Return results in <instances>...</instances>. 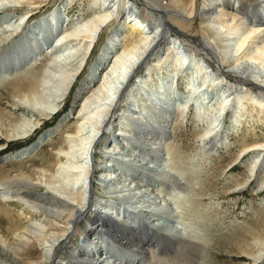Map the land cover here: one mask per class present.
<instances>
[{
	"label": "bare ground",
	"instance_id": "1",
	"mask_svg": "<svg viewBox=\"0 0 264 264\" xmlns=\"http://www.w3.org/2000/svg\"><path fill=\"white\" fill-rule=\"evenodd\" d=\"M46 1L48 0H0V78H7V82L12 84L11 86H15L13 87L15 90L13 91H16L17 94L20 93L18 96L25 99L27 102L32 97L37 96L40 91H43V93L48 96V99H51V96L53 106L47 107V111L42 110L43 108L40 107V113L44 118V116L48 115V112H50L52 119L54 115L59 113L61 109L60 106L62 104L64 106L67 105L68 100H71L70 95H72L74 91L75 79L80 75V70L87 64L85 63V59L87 61L86 57L91 46L96 44L103 31L104 25L108 26L116 17H113L115 13L108 8L111 7V4H106V2L104 3L105 6L102 5V10L99 9L98 12L94 11L95 13L93 15L90 14L92 17H90L89 20L85 22H74L76 24L75 27H73L72 24V26L70 25L69 27V31H66L58 26L60 22H62V16L60 15L61 10L59 11L60 7H55L51 13L37 19L39 21L34 24L35 26H31V32L30 30L27 31L24 26H26L31 18L30 15L33 12L31 9L37 8L36 6ZM173 1L176 4V12L167 10V13V11L162 8L161 4L155 0H143L144 3L151 6H148L149 8H153L162 14L161 21H159L161 23L160 25L163 27V31H160L159 28L156 30L154 29L155 27L153 26L158 19L157 17L154 18L153 15L145 13L144 16H141L139 22H135V19H137L135 17L137 15H135L134 11L132 15L129 14V20L125 19L126 23L127 21L130 22V24H128L130 34L128 35L127 33L124 35L127 42L124 40V43H121L120 47H117L115 41H118L119 36L123 35V32L121 33L119 27L113 30L111 41L109 40L110 43L102 50L103 53L99 56L94 69L85 76L81 81L82 84L80 83V88L75 97V103L85 99L79 112H77L78 115H76L77 119L81 118V123L79 122L80 124H76V127L72 126L68 129L66 136V138H70L68 139V144H66L64 148L59 146V152L56 151L51 154L48 152V154L41 159V162H33L32 165L36 167L39 166V170L36 169L32 174L28 173L25 168H21L16 174H7L0 179V187L11 190L14 194V199L13 201H9L10 203H6L5 201H1L2 203H0V261L3 260L6 264H62L61 261L64 258L67 259V264H221L220 261L214 260V257L211 255L212 247L208 248L206 244L204 246L202 244L203 242H198L199 240H197L196 237H192V234L190 235L186 231L182 232L181 230L183 229L179 226H175L174 224L168 225L169 221L166 220L168 221L167 223L159 222L158 225L160 227L156 228L153 222L156 219L159 221L161 217H159L157 213L158 210L155 208L153 211H149L151 208L149 210L142 209L145 213L146 211L148 212L147 215H150L149 220H143L141 218L144 212L142 216H139L133 214L132 211L129 212L124 210V212H122L114 207L112 208L113 210L116 209L114 213H117V216H113L95 207V203L92 200L93 197H91L92 193L89 190V180L91 176L93 178L98 173H96V169H94L95 166L93 167L92 164H89V159L92 158V146H95L99 137L97 132L94 135L95 130L98 127L97 131H101L103 122L109 125L116 120V112L119 108L116 98L119 97V92V95L125 92L124 87L126 83L130 81V78H132L137 66L140 70L145 63L151 60L156 50H158L157 48L161 45L160 37L166 40L168 31H174L175 34L178 35H176L179 40L178 44L181 45L182 42L185 47L187 46L189 49L196 50L202 55V58L210 62V66H212L215 71L221 72L226 78L233 79L234 84H236V91L245 89V86L250 88L246 94L247 97L244 96L249 102L253 103L255 107L262 109V112H264V75L259 74L260 70L262 71L264 68L258 65V61L262 59L264 55V40H262L261 43L260 41L255 42V39L258 38L259 35H264V0ZM9 7H22L26 8L27 11L23 15L18 16L17 19L18 21L20 20V22L16 21L12 27L7 26L6 28L5 25H9L8 23L10 21L6 22L4 18H10L12 16V14H6ZM182 10L186 11L189 18L195 13L194 18H197L195 21L196 26L198 25L195 31L190 30V27L186 25L187 23H183L184 21H182L183 18L180 13ZM169 17H171V19L175 18L176 20L174 21L177 22L178 25H181L184 29H189L191 32L185 33L182 29L180 30L177 28L175 24L167 20ZM23 18H26V20L29 19L27 21H22ZM243 23H245V27L240 28V25ZM149 26H152L153 29L150 30ZM22 27L23 29H21ZM144 29L145 31H143ZM43 32L48 33L47 36L44 34L46 37H42L45 38L46 43H43L44 40L40 38ZM59 32L61 33L59 39L57 42L53 43L52 41L54 39L51 40V38H54ZM67 32L68 34H66ZM231 33L236 34L232 47L229 45L225 46V42V44L222 45L223 41L230 40L229 34L231 35ZM203 34H210V36H212L209 39L216 40V38H218L221 41H216L215 44L214 41L210 42L206 37L201 36ZM258 39L260 40V38ZM60 40L61 43H59ZM255 43H258L257 49L252 52L249 48ZM47 44H50V46L45 48ZM79 44L83 46V49ZM216 45L225 48L224 53H221L223 58H219L215 48ZM43 48L46 49L47 53L46 57L41 58V55L38 53ZM230 48L234 55L225 57L227 55V50ZM189 49H186L187 52H190ZM67 50L70 53L65 56V51L67 53ZM168 50H170V54L165 61H167L168 58H170V60L172 59V61L179 65L180 69L184 65L186 66L190 61L187 53H181L180 51V53H176L174 58H172L173 50L171 47H169ZM113 52L115 53L111 56L110 53ZM36 57H39L37 63H39V60L42 61L41 79L38 78V75L35 77L31 74L32 72L30 70L32 67H35ZM232 58H236V60H232ZM102 64L104 68L101 70L100 77H97L98 75L96 74L100 66H103ZM244 64L246 65L244 66ZM242 66L244 67L241 68L240 72L238 70L239 73L234 72V68L238 67L240 69ZM225 68H227L226 71L224 70ZM196 72H200L203 75L207 74L203 65L197 68ZM116 73H118L117 76L120 79H118L119 84L114 87L112 86L114 90L108 93L103 87L109 79H112V81H110L112 83H118L116 80L117 78L114 77ZM135 75L137 74L135 73ZM219 79L221 78L215 79L213 82L214 86L217 82L221 81ZM132 84L133 82L130 84V88L134 86V84ZM41 87L43 88L41 89ZM69 88L70 91L66 93ZM87 88H90V91H86L85 93ZM234 93L235 91L232 92V94ZM82 94H84V96L79 99ZM99 94H101V97ZM162 94L164 95L165 93ZM190 94L187 95V103L192 101ZM229 96L221 101V106L219 105L220 112L227 108ZM162 97H160V99H162ZM149 100L152 107H145L146 112L151 110L150 108L155 110L148 112V116L143 115L145 112L143 113V111L135 110L133 107H128L127 109V112L130 113L129 116L132 117L126 120L129 122V132L131 135H134V137H122L121 141H123L124 144L119 141V135H113L114 137H112V139L114 140L113 142L119 144L118 147L121 146V150L129 146L132 147L137 144H142L146 147V149L144 147V151H139L143 159L146 160L145 157L151 156L150 162L154 160V162L156 161L157 164H159L164 160V155L166 156V163H169V156L167 157L169 153L163 152V150H165L164 147L167 148L170 139L168 127L169 124L174 121L173 118L175 117H173L174 115L172 114L175 112V106L172 108L174 111H172V109L168 108V105V107H164L163 105L157 106L161 105V103L158 101L155 102L152 99ZM101 101L104 102L98 106L96 105L94 109L93 106ZM184 105H178V107H182L181 111H179L181 114L186 111V103ZM211 110H214L213 106H211L210 110L209 108L203 110L207 111L209 115L212 113L210 116L211 118L207 117L208 127L205 128V133L201 138L204 152L213 149V145L215 146L216 143H218L217 146H219L220 143L223 142V140H217L220 130L219 122H221L219 117L222 115L217 116V113L213 114L214 111L212 112ZM2 115L5 114L2 112ZM43 118L35 117L34 120L30 119L29 122H27L28 125L26 130L24 132L22 131L23 133L19 132L20 134H25L21 138H27L30 135L37 134L46 123H42L41 120ZM87 133H90V135H86ZM16 136L18 137L19 135ZM76 140L80 141V144L75 142ZM82 144L83 146L80 147ZM52 145H55V143ZM242 148L244 153L249 151L261 152L259 155L255 154L252 156V160L254 161L252 163L253 167L251 165V170L253 174L255 172L257 173L260 170L261 162L264 164V140H257L252 144H244ZM24 152L27 151L24 150ZM108 156L110 161L111 159L115 161L116 165L121 162L119 160L120 157L117 158L112 153L108 154ZM52 161L56 163L55 168L53 167ZM148 169L150 168H147V166H145V168L142 167L138 173H145V170ZM105 172L111 171L108 167L100 166L98 175H105ZM135 172L133 171V174L131 173L128 176L131 177L132 181L135 180L134 177L138 175L134 174ZM113 173L115 174V171L111 172L112 175ZM158 173L159 179L157 180L160 181L161 179V181H166V178H162V175ZM70 174L71 176H80L81 178L84 176V181H81V184H79V181L74 180L68 182L65 177L66 175L70 176ZM111 178L114 180H112L111 183L108 181L106 187L110 186L108 184L115 185L119 181L117 176H111ZM136 178H140V176ZM154 179L155 178L152 177L149 180L144 179L143 182L140 179L139 181L144 183V186L152 187L154 189H152V191L154 192L156 188L153 184L157 183ZM184 179H186L185 176ZM103 181H106V179ZM84 182H88V187L84 190L75 191L70 188V186L75 188L79 185L83 186ZM169 182L174 183L178 188L181 187L175 176H173L172 180ZM139 186L141 187L142 184ZM129 190L131 189L129 188ZM156 190H158V188ZM113 193H116V191ZM88 194L90 198L87 202ZM160 195L162 194H157V199H159ZM6 196L7 195H5V197ZM15 197H17V199ZM164 198L163 196V199ZM172 199H178V195H173ZM22 201L24 204H22ZM104 202L108 203V200L106 199ZM11 205L21 208L20 211H12L9 208ZM100 205L102 206V203ZM86 213H92L94 215L92 223L89 229L83 232L84 236L82 241H74L76 232L81 224V218H83ZM163 215L165 214L163 213ZM38 219L44 221L48 225L35 223L34 220ZM174 219L175 218H173V221ZM3 220L7 222L6 226L3 224ZM54 221L56 223H54ZM242 234L245 235H243V238H238L239 240L237 241L231 239L229 241L227 240L228 242L225 243L226 239H224L225 237L222 235H218L221 237L220 239L216 237L212 241H215L214 245H218L219 248L221 247L220 250L223 247L228 253L236 254L233 256L244 261L245 264H264V260L262 259L264 256V226ZM235 235L238 234L235 233ZM203 237L205 238V236ZM106 239H109L113 245L121 247V249H128L125 251L126 253L124 251V253L120 252L121 257H125L129 252H132L138 259L126 258V260H120L121 258L115 259L112 256H104L103 245H105V243L107 244L105 241ZM251 239L253 241H251ZM72 242H75L74 247L69 245L72 244ZM92 243L95 245H92ZM211 246H213V244ZM118 253L119 252H117V254ZM222 256L224 255H222L221 251L220 254L217 255V259H223Z\"/></svg>",
	"mask_w": 264,
	"mask_h": 264
},
{
	"label": "rangeland",
	"instance_id": "2",
	"mask_svg": "<svg viewBox=\"0 0 264 264\" xmlns=\"http://www.w3.org/2000/svg\"><path fill=\"white\" fill-rule=\"evenodd\" d=\"M155 1L161 4L165 11L173 10L176 12V4L173 0ZM104 3L111 4V7L108 8L115 13L113 17L116 18L111 21L108 26L104 25L103 31L101 32L96 44L91 46L89 50L86 57L87 61L85 59V63L87 64L84 63L85 66L80 70V75H78L75 79L74 91L72 95H70L71 100H68V104L65 106L62 104L60 106L61 109L59 113L54 115L52 119L50 112H48L49 114L44 116V118L40 113L41 108H43L42 110L47 111V107L53 106L51 96V99H48V96H46L43 91H40L37 96L32 97L27 102L25 99L18 96L20 93L17 94L16 91H13L15 90L13 87L15 86H11L12 84L7 82V78H0V179L7 174H16L21 168H25L28 173L32 174L36 169L39 170V166L36 167L35 165H32L33 162H41V159H43L48 152L50 154L55 153L56 151L59 152V146L64 148L66 144H68V139H70L68 137L66 138L68 129L72 126L76 127V124L78 125L81 123V118L77 119L76 115H78L77 112H79L85 99L81 102L79 100L75 103V97L80 88V83L85 76L88 73H91L94 69L99 56L103 53L102 50L108 45V43H110L109 40L111 39L115 28L119 27L121 33L123 32V35L119 36L118 41H115L117 43V47H120V44L124 43V40L126 41V37L124 35L127 33L128 35L130 34V28L128 27L130 22L127 21L126 23L125 19L129 20V14L132 15L133 11L135 12V15H137L135 18L139 19H135V22H139L141 16H144L145 13L153 15L154 18L157 17L158 19L153 26L155 27L154 29H161L162 25H160V21L162 14L153 8H149L151 6L144 3L143 0H48L36 6L37 8L31 9L33 11L30 15L31 18H28L29 21L24 28L26 27L27 31L30 30L31 32V26H35L34 24L39 21L37 19L51 13L55 7H60L59 11L61 10L60 15L62 16V22H60L58 26L61 29L69 31L70 25L72 26L73 24V27H75L76 24L74 22H85L92 17L95 13L94 11L98 12L99 9L102 10V5H104ZM26 11L27 9L22 7H9L6 14L9 13L12 14V16L10 18H4V21H10L8 23L9 25H5L6 28L7 26L12 27L16 21H18V16L23 15ZM180 13L183 18L182 21H184L183 23H187L186 25L190 27L189 29L195 31L198 26H196L195 22L197 18H194L195 13L190 18L185 10L180 11ZM169 18L167 20H170L169 22L175 24L180 30L182 29L185 33L191 32L189 29H184L181 25H178L177 22L174 21L176 20L175 18ZM25 20L26 18L22 19V21ZM18 22H20V20ZM240 26V28H244L245 23ZM21 29H23V27ZM149 29H153L152 26H149ZM143 31H145V29ZM173 32L174 31H168L166 40L160 37L161 45L157 48L158 50L155 49V55L151 58V60L145 63L140 68L141 71L135 75L133 80L134 86L132 88L129 86L128 89L121 95H119V92V97L116 98V101L119 104V108L116 112V120L109 125L106 122H103V125H101V131H97L98 127L95 130L94 135L97 132L99 137L95 146H92V158H90L91 161L89 159V164H92L93 167L97 166L96 168L94 167V169H96V173H98L96 174L97 177L96 175L93 178L91 176V179L89 180V190L93 195H91V197H93L92 200L94 201L96 208H99V210L105 211L113 216H117V213H114L116 209L113 210L112 207L117 208L122 212H124V210L129 212L132 211L133 214L139 216H142V213L144 212L142 209L149 210L151 208L149 211H153L155 208L158 210L157 213L159 214V217H161L159 221L156 219L153 222V225L156 228L160 227L158 225L159 222L167 223L169 221L168 225H177L183 229L181 230L182 232L186 231L188 234H192V237H196V239L199 240L198 242H203L202 244L204 246L206 244L208 248L212 247V251L210 250L212 254H210L214 257V260L220 261L221 264H245L244 261L233 256L236 254L228 253L223 247L220 250L221 247L219 248L218 245H214L215 241L212 240L216 237L220 239L221 237L218 235H222L225 237L224 239H226L225 243L231 239L237 241L239 240L238 238H243V235H245L242 233L264 226V164L261 162L262 165L260 164V170L257 173L255 172L253 174L251 170L253 167L252 163L254 161L252 160V156L255 154L259 155L261 152L249 151L244 153L242 148L244 144H252L257 140H264V112H262V109L255 107L253 103L246 99V94L250 88L245 86V89L236 91V84H234L233 79L228 77L226 78L221 72L219 73L215 71V69L210 66V62L202 58V55H200V53L196 50L189 49L187 46L185 47L182 42L181 45L178 44V35ZM44 34L46 36L48 35L47 32H43L40 38L46 37ZM60 34L61 33L59 32L55 36L57 38H51V40L54 39L52 41L53 43L57 42ZM66 34H68V32ZM235 35L236 34L233 33H231V35L229 34L230 40L223 41L222 45L226 43L225 46L229 45L232 47V43L234 44L236 37ZM201 36L206 37L210 42L214 41L215 44L216 41H221L218 38H216V40L209 39L212 36H210V34H203ZM258 38H260V40ZM258 38L255 39V42L260 41L261 43L262 40H264V35H259ZM42 40H44L43 43H46L45 38H42ZM59 43H61V40ZM219 45L215 46L216 52L219 58H223L221 53H224L225 48H221ZM257 45L258 43L252 44V48L250 47L249 50L252 52L255 51L257 49ZM49 46L50 44H47L45 48ZM79 46L83 49V46L80 44ZM169 47L173 50V56H171L172 58H174L176 53H180V51L181 53H187L190 60L188 64H186V66L184 65L180 69L179 65L172 61V59L170 60V58H168L167 61H165L170 54V50H168ZM45 48L38 53L41 55V58L46 57L47 51ZM186 49H189L190 52H187ZM69 53L70 52H68V50L67 53L65 51V56ZM114 53L115 52L110 53V55L113 56ZM231 55H234V53L230 48L227 50V55L225 57H230ZM38 58L39 57H36L35 67L30 69L32 73H29L33 74L35 77L38 75V78L41 79L42 75H40V73L42 71V61L39 60V63H37ZM232 60H236V58H232ZM258 62V65L260 67L262 66L261 68H264V55ZM202 65L209 76L207 74L203 75L200 72H196V69ZM245 65L246 64H244V66ZM244 66L240 67V69L238 67L234 68L233 70L234 72L239 73L241 68ZM103 68L104 65L100 66L98 73L96 74L98 75L97 77H100V73ZM224 70L226 71L227 68ZM262 73H264V70H260L259 74L264 75ZM117 74L118 73H116L114 77L117 78L116 80L118 82L120 79ZM216 78H221L219 79L221 81L217 82L214 86L213 82ZM110 81H112V79H109L103 87L108 93L114 90L112 86L114 87L119 84V82L112 83ZM42 88L43 87H41V89ZM89 89L90 88H87L85 93L86 91H90ZM69 91L70 88L66 93ZM234 91L235 93L232 94ZM162 93L165 94L163 95ZM189 94L192 101L187 103V95ZM83 96L84 94H82L79 99ZM99 96L101 97V94H99ZM227 96L230 98H228V106L225 108L226 110L224 109L225 112L223 113L224 110L220 112L219 109L221 101H223ZM160 97H162V99H160ZM149 99L161 103V105L157 106H169L168 108L170 109L175 106V112L172 114L175 118H173L174 121L171 122L168 127L170 139L167 148L164 147L165 150H163V152L165 151L166 153H169V155H167V157L169 156V163H166L167 160L164 155V160L159 164H157L156 161L154 162V160L150 162L151 156L145 157L146 160L143 159L139 152L140 150L144 151L145 146L142 144H137L132 147L129 146L124 148V150H121V146L118 147L119 144L113 142L114 140L112 139V137H114L113 135H119V141H121L122 137H134V135H131L129 132L130 126L126 119H130L132 116H129L130 113L127 112V109L128 107H133L135 110L143 111V113L145 112L142 114L148 116V112L155 110L150 108L151 110L146 112L145 107H150L152 105L150 104ZM103 102L104 101H101L100 103L95 104L93 108L95 109L96 105L98 106ZM185 103L186 111L181 114L179 111H181L182 107H178V105H184ZM211 106H213L214 109L211 110L212 112L214 111L213 114L217 113V116L222 115L219 117L221 122H219L220 130L217 140H223V142L220 143L219 146H217L218 143H216L215 146L213 145V149L206 150V152H204L203 141H201V138L205 133V128L208 127L207 117L211 118L210 116L212 113L209 115L207 111L203 110H205V108H209L210 110ZM172 111L174 110L172 109ZM2 112L5 115H2ZM34 116L37 118H43L41 120L42 123H46L41 127L37 134H33L32 136L30 135L27 138H21L25 134L20 133H23L26 130L28 125L27 122H29L30 119L34 120ZM16 135H19V139ZM86 135H90V133H87ZM75 142L80 144V141L76 140ZM53 143H55V145H52ZM121 143H123V141H121ZM82 146L83 144L80 145V147ZM24 150L27 152H24ZM111 153L117 158L120 157L119 160L121 162L119 161L120 163L116 165L114 160L111 159L110 161L108 154ZM52 164L55 168L56 163L52 161ZM100 166L108 167L111 172L115 171V174L113 173L112 175L111 172H105V175H98ZM145 166L150 169L145 170V173L139 174L138 171H140L142 167L145 168ZM133 171H136L134 174L138 175H136L134 177L135 180L132 181L131 177L128 176L131 173L133 174ZM157 173L162 175V178H166L165 180L167 182L163 180L161 181V179L160 181L157 180L159 179V175H157ZM183 174L186 179H184ZM111 176H117L119 181L117 184L114 183L115 185L108 184L111 187H106L108 181L111 183V181L114 180ZM137 176H140V178H136ZM173 176L178 179V184L182 188L180 186V188H178L174 183L169 182L172 180ZM83 177L84 176H82V178L80 176H71L70 174V176L66 175L65 178H67L68 182L74 180L79 181V184H81L84 181ZM152 177L157 181L156 184L152 183L156 189L158 188V190L155 189L156 192L152 191V187L144 186V183H142L144 179L149 180ZM104 179H106L107 182L103 181ZM139 179L142 182H140ZM84 183L83 186L79 185L76 188L70 186V188L75 191L84 190L88 187V182ZM140 184H142L141 187L139 186ZM129 188L131 190H129ZM114 191H116L117 194L113 193ZM11 193V190L0 187V203H2L1 201H5L6 203L13 201L14 194ZM157 194H162L159 199L156 197ZM175 194L178 195V199H174V201L172 196ZM5 195L7 196L5 197ZM163 196L165 197L164 199ZM15 198L17 199V197ZM87 198L88 199L86 201L88 202L90 198L89 194L87 195ZM106 199L108 200V203L104 202ZM101 203L102 206L100 205ZM22 204H24L23 201ZM9 208L14 212L20 211L21 209L14 205H11ZM147 213V211L146 213H143V216L141 217L143 220H149L150 215H147ZM163 213L165 215H163ZM93 216L94 215L92 213H86L83 218H81V224L76 232L74 241H82L84 236L83 232L86 229H89ZM173 218L176 220L174 219L173 221ZM34 221L35 223L37 222L48 225L39 219ZM55 221L54 223H56ZM6 223L7 222L3 220V224L5 226ZM235 233L238 235H235ZM203 236H205V238ZM105 241L107 244L105 243V245H103L104 256H112L115 259L121 258L120 260H126V258L134 260L138 259V257L136 258L132 252H129L125 257H121L120 252L124 253L128 249H121V247L113 245L109 239H106ZM251 241L253 240L251 239ZM212 244L213 246H211ZM69 245L74 247L75 242H72V244ZM92 245L95 244L92 243ZM221 251L222 255H224L222 256L223 259H217V255H219ZM117 252L119 253L117 254ZM262 259L264 260V256ZM1 261L0 264H6L5 261ZM66 261L67 259L63 258L61 263L67 264L68 262Z\"/></svg>",
	"mask_w": 264,
	"mask_h": 264
},
{
	"label": "water",
	"instance_id": "3",
	"mask_svg": "<svg viewBox=\"0 0 264 264\" xmlns=\"http://www.w3.org/2000/svg\"><path fill=\"white\" fill-rule=\"evenodd\" d=\"M161 24V23H160ZM161 31H163V27L161 26ZM141 69L139 70L138 69V66H137V69L135 70V73L137 74V72H140ZM135 73L133 74L132 78H130V81L128 83H126L125 87H124V91H126L128 89V87L130 86V84L133 82V77L135 75ZM108 229V228H107ZM121 231V230H120ZM167 248V247H166ZM169 248V247H168Z\"/></svg>",
	"mask_w": 264,
	"mask_h": 264
}]
</instances>
